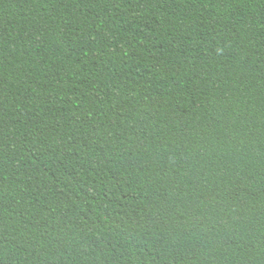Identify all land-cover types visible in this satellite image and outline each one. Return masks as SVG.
Masks as SVG:
<instances>
[{
	"label": "trees",
	"instance_id": "1",
	"mask_svg": "<svg viewBox=\"0 0 264 264\" xmlns=\"http://www.w3.org/2000/svg\"><path fill=\"white\" fill-rule=\"evenodd\" d=\"M0 264H264V0H0Z\"/></svg>",
	"mask_w": 264,
	"mask_h": 264
}]
</instances>
